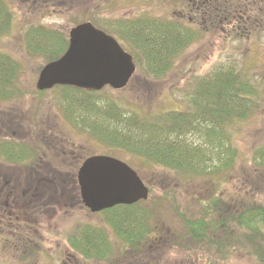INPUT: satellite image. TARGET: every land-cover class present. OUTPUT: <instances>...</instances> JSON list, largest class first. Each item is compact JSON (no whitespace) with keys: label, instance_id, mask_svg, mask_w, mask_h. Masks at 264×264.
<instances>
[{"label":"rangeland","instance_id":"374dc122","mask_svg":"<svg viewBox=\"0 0 264 264\" xmlns=\"http://www.w3.org/2000/svg\"><path fill=\"white\" fill-rule=\"evenodd\" d=\"M6 2L13 19L9 27L0 32V53L3 55L0 61L11 62L13 68L7 64L3 67L0 63V85L13 84L16 92L7 98L0 97V107L7 108L9 105L14 111L13 120L21 126L15 128L16 132H21L23 125L27 129L28 123L30 129L33 128L31 132L54 127L59 143L42 136L31 139L36 136L33 134V137L26 135L28 138L22 141L29 143L33 151L40 154L41 159L37 157V163L54 166L62 163L64 167L70 164L73 170H15L11 165L13 163L5 161L0 155V165L9 167L8 172L2 174H13L23 182L19 198L7 201L5 195H0V262L263 264L261 256L255 251L257 242L247 239L246 232L233 224L229 214L239 213L248 205L264 204L263 177L259 173L264 164L256 154L264 150V25L256 23L251 38L247 34L241 35L243 29H238L237 36L227 38L225 34H220L219 29L209 31L199 17L192 14V21H189L187 15L183 16L186 0ZM255 14L258 15L256 11ZM139 17L149 22L152 18L169 19L175 25L172 27L183 30V43H177L170 51V47L168 51L159 50L158 61L155 58L153 62L149 53L155 52L149 50L146 54L132 35V24ZM88 21L96 22L95 25L118 36L125 48L135 54L137 69L130 83L122 89L106 86L99 92L70 86H55L39 91L37 80L42 68L51 62L53 56L60 57L66 52L70 30ZM185 24L191 27L186 28ZM165 65L169 66L162 69ZM238 71L251 76L250 84L256 85L258 93L251 94L253 99L246 98L245 95L252 90L246 84L239 92L231 88L226 92L227 109L237 115L233 120L235 126H229L234 130L233 137L238 148V157L232 167L225 164L229 156L224 147L217 148L212 139L210 132L214 129L213 124L204 122L177 136L161 129L150 127L151 130H148L147 126L143 130L136 128L128 118L130 113L134 114L131 109L142 114L144 121H150L155 114L168 110H194L193 104H196L197 110L198 103L193 101L198 95L196 92L201 81L214 82L218 76L226 77L229 75L227 73L236 74ZM243 94L244 97H241ZM232 96L236 98L231 99ZM115 100L124 101L125 108L118 109L112 102ZM35 126L37 129H34ZM40 126L42 129L38 130ZM190 126L193 127L192 124ZM162 133L166 143H173L174 146L189 144L201 150L204 159L199 163L197 160L194 166L187 168L197 173L151 166L145 163L144 158L134 157L127 152L124 144L118 145L122 141L129 143L128 140L142 141L144 144V141L152 138L155 143L161 144L159 138L163 137ZM45 146L48 153L43 152ZM70 150L74 151V157L68 154ZM98 153L127 161L149 186V197L134 207L143 210L142 206L149 212V232L145 239L137 242L138 246L126 241L125 236L119 235L110 223L112 217H117L124 222L125 229H134L132 227L138 225L139 231H145V223L132 221V217L139 220L134 214L138 210L129 209L133 211L130 216L124 214L127 212L125 208L110 213L106 210L92 212L83 204L80 189L72 190L74 181L78 182L77 170L84 158ZM64 154L72 159L64 161ZM36 176H44L45 180L53 179L54 182H45V186L39 190L40 197L34 195L28 198V191L21 195L26 190L27 181L35 180L38 178ZM33 183L37 185L36 181ZM66 189L68 195L78 193L77 197L70 200L62 196ZM218 199L220 208H223L221 211H218L216 204ZM35 202L46 206L33 211ZM185 218L196 222H204L205 219L209 225L206 236L198 240L189 233ZM86 224L102 227L108 233L110 244L104 245L101 251L105 252L103 257L81 254L70 244L73 234L77 235L78 228L83 229Z\"/></svg>","mask_w":264,"mask_h":264},{"label":"trees","instance_id":"16d2710c","mask_svg":"<svg viewBox=\"0 0 264 264\" xmlns=\"http://www.w3.org/2000/svg\"><path fill=\"white\" fill-rule=\"evenodd\" d=\"M7 4L8 3L6 2V0H0V32H2L3 29L8 28L13 19V13L7 6ZM151 20L152 21L149 22L148 20L139 17L136 21L134 20L132 24L133 26H131L132 30L134 31L132 35L136 43L138 44V47L143 48L145 50L143 51L146 54L149 53V50L155 52V54L149 53L150 59L152 58L154 62L155 58L157 59L156 61H158L157 56L159 50L168 51L170 47V51L171 49H173V46L177 43H183L184 39L183 33H181L183 30L181 31L179 28L172 27L173 23H171L169 19L157 20L156 18H152ZM93 23L96 24V22ZM0 56H3L2 53H0ZM7 56L9 58V55ZM57 56L58 55L53 56L52 60L58 58ZM153 62H151L152 65ZM0 63L2 62L0 61ZM2 64L3 67L5 64L12 65L11 62ZM168 66L169 65H165L162 69H167ZM227 74L229 75L226 77L218 76L214 80V82H200V86L196 92V95L197 93L198 95L195 96L196 99L193 101V103H198L197 110L195 107L196 104H193L194 110H188L187 112L168 110L167 112H164L162 114H155L150 121H144L142 120L143 117L141 118L139 115H135L132 113H130L131 115L128 118L131 119V123L136 128H142L143 130V127L147 126L149 127L148 130H151L150 127L153 129L155 128L156 130L161 129L163 131H168L172 135L173 130L171 128V124L176 127L184 123L186 125V130L188 131L190 130V128L198 127L200 124L203 125L204 122L207 124L210 123V125L213 124L214 129L210 132L212 135V139L214 140L215 145H218L219 148L224 147V151L227 152L229 156L225 164L228 167H232L234 166L238 157V148L237 143L235 142L233 137L234 130L232 129V127L230 129L229 126H231L232 124V126H235V122L233 120L234 117H237V115L233 113V110L227 109V106L229 104H225L226 92H228L229 88L233 89L234 92H239L241 91L240 89H243L246 84L252 89L250 93L248 92V94L245 95V97L250 100L253 99L251 94L253 92L257 94L258 91H256L255 84H250L251 76L249 77L247 73L243 71H238L236 74L230 72ZM241 97H244V94L241 95ZM235 98L236 96L231 97V99ZM254 105L258 106V103L254 102ZM118 109L123 108L121 107ZM196 113L198 115H196ZM129 119H127V121ZM127 121H125L124 123H127ZM225 122L228 125L227 127ZM191 124L193 125V127L190 126ZM207 124H205V126ZM118 133H120V131H118ZM162 134V138L158 137L161 141L159 143L161 144L155 143L156 141L152 138L144 141V144L142 141L128 140L129 143L125 144V142L122 141L119 142L118 145L121 146L124 144L123 147L128 148L132 151L134 150L136 152L143 151L142 155L144 156V161L147 159L149 161H153L154 163L156 162L166 167H173L174 169H176L177 171H181L182 173H197V171L194 170L190 172L187 168L194 166L197 160L199 163L204 159V154H200L201 150L197 148H195L196 150L194 148L187 150L185 149L186 147L184 148L181 145L174 146L173 143H166L164 133ZM261 151L262 152L257 151L256 154L259 155L261 164H264V150L261 149ZM34 152L35 151H33L30 146L28 147L27 145H24V143H22L21 141L0 140V155L7 162H23L26 159L32 157L34 155ZM259 173L263 177L261 179V182L264 186V167L262 170L259 171ZM217 202L218 203L216 204L218 206V211H221V209L223 208H220L221 203L219 199L217 200ZM140 203L141 201H138L133 204H119L115 205L114 207L105 209L108 213H110L116 211L119 208H125V211L127 210V212H125L124 214L128 216H130L133 211L138 210L137 212H134V214L138 216L140 221L136 219V217H132V221L133 223H145V231H139L138 225L132 227L134 229H125L124 222H121L117 217H112L110 220V223L114 227L116 232L118 234L120 233L119 235H124V238L127 239L126 241L130 242V244L132 245L137 244V246V242L141 239H145L147 237V232H149L147 230V219L149 212L142 206L141 208L143 210L134 208L135 206H139ZM129 209H132L133 211L131 212L129 211ZM229 216L232 222H234L233 224H236L238 228H240V230H244L246 232L244 234L246 235L247 239L254 240L257 242V248L255 249V251L258 252L259 256H261L260 258L264 264V249L262 248V242L264 241V204L258 203L254 205H248L244 207L243 210L239 213H231L229 214ZM183 217L186 216L183 215ZM185 221L188 223L189 228L187 227V229L189 233H191L198 240L204 238L206 236V233L209 231V225L205 219L204 222H196L191 220L190 218H185ZM84 226L85 227H83V229L80 227L78 228L77 232L79 233L77 235L73 234L70 244H72V247H74L75 250L80 252L81 254L99 255L103 257L105 252L101 253V251L104 250V245L106 243L108 245L110 244L108 239V233L102 227L94 226L91 224H86ZM0 264L5 263L0 262Z\"/></svg>","mask_w":264,"mask_h":264},{"label":"water","instance_id":"95a60500","mask_svg":"<svg viewBox=\"0 0 264 264\" xmlns=\"http://www.w3.org/2000/svg\"><path fill=\"white\" fill-rule=\"evenodd\" d=\"M135 70L133 55L114 36L88 21L70 30L68 49L43 67L37 86L47 89L63 84L101 89L110 84L120 88ZM78 181L82 200L93 212L117 204H132L149 195V188L139 174L110 155L87 158L79 170Z\"/></svg>","mask_w":264,"mask_h":264},{"label":"flooded vegetation","instance_id":"af4514ba","mask_svg":"<svg viewBox=\"0 0 264 264\" xmlns=\"http://www.w3.org/2000/svg\"><path fill=\"white\" fill-rule=\"evenodd\" d=\"M186 2L187 4L184 6L183 16L187 15L188 19H190L189 21H192V18H193L192 14H193L195 17L200 18V20L199 19L198 20L202 21L206 25V28L209 29V31L211 29H214V31H217L219 29L222 32L220 34L221 35L225 34L227 38L230 36H233V37L237 36L238 29H243L241 32V35L247 34L248 37L251 38L253 34V30L255 28V24L262 23V25H264V0H186ZM255 11L258 13L259 16L255 14ZM255 17L257 18V20H255ZM187 24H185L186 28L188 26ZM188 27H191V26L189 25ZM108 33L111 34L110 32ZM115 37L118 40H120L118 36H115ZM114 89H119V88H114ZM86 91H95V90H86ZM15 92H16V89H14L13 84L9 86L0 85V97L7 98V97L12 96ZM95 92H99V91H95ZM112 102L116 105L117 108H121V107L123 109L125 108L124 101L115 100ZM132 112H136V111L132 110ZM13 114H14V111L9 105H7V108L0 107V140H17V141H21L22 143H24V145H27L29 147L30 144L22 140L28 138L26 135H29V137H33L32 136L33 134L36 136L35 138H31V139H36V137L42 136L44 138H50L52 141L55 140L56 142L59 143V139H57L58 136L55 135L54 127L52 128L48 127V128H51L50 130L44 129L43 131L31 132L33 128L30 129L29 123H28V127H26L27 129H25L23 125L22 131L16 132L15 128H19L21 126L19 125V123H16V121L13 120L14 119ZM48 125L50 126L51 122L48 123ZM36 127L37 126H35L34 129H37ZM171 128L173 130V133L179 134L181 136V134L184 133V131L186 130V125L182 123V125L174 127L171 124ZM41 129L42 127L40 126L38 130H41ZM40 145L42 146V144H39V146ZM46 146L45 148H43V152L48 153V148ZM216 147L219 148L218 145H216ZM125 149L127 150V152L133 154L134 157H137V158L144 157L142 155L143 151L136 152L128 148H125ZM185 149L189 150V147H186ZM68 154H72V157H74L75 155L73 150H70ZM68 154L63 155V157H65L66 159L64 161H70L72 159ZM98 154L109 155L105 153H98ZM98 154H91V155L86 156V158H84V160L78 167L77 171H79L81 165L89 156L98 155ZM37 157L41 159L40 154L38 155L37 152H34V155L26 159L25 161L21 163H13L11 165L13 168H15V170L21 169V171H27V172L28 171L29 172H43V171L63 172V171L73 170L72 167L70 168V164L68 167H64L62 163H59V165H56V166L52 164L37 163L39 161V159L37 160ZM145 163L150 164L151 166H154V165L163 166L156 162L154 163L153 161H149L147 159L145 160ZM8 170H9V167L6 164L0 165V195H5V197H7V201H9L10 198L12 199L19 198L20 188L23 183L22 181L18 180L19 178H16V176L13 174L10 176L6 173H4V175L2 174L3 172H8ZM36 177L38 178H36L35 180L31 179L27 181L26 190L22 191L21 195L23 194L25 195L28 191V198L34 195L35 197L36 196L40 197L39 190L41 187L45 186V182L47 181L54 182L53 179L45 180L44 176H36ZM34 181L37 182V185L33 183ZM72 185H73L72 190L79 189V184L77 180H75ZM68 192L69 191H67L66 189L65 191H63L62 196H67L70 200H74L78 195V193L77 194L73 193L74 195H68ZM40 193L44 194L42 192ZM45 206L46 204L44 203L35 202V204H33L32 206V209L33 211H35L37 210V208L43 209Z\"/></svg>","mask_w":264,"mask_h":264}]
</instances>
